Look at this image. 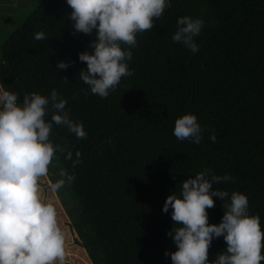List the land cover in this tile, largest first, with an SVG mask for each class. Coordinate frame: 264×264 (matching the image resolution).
I'll use <instances>...</instances> for the list:
<instances>
[{
    "label": "trees",
    "instance_id": "obj_1",
    "mask_svg": "<svg viewBox=\"0 0 264 264\" xmlns=\"http://www.w3.org/2000/svg\"><path fill=\"white\" fill-rule=\"evenodd\" d=\"M167 3L153 29L136 35L128 62L134 75L122 77L107 98L78 79L86 67L78 53L94 37L72 35L66 0H42L0 45V86L19 93L20 101L25 93L49 96L56 89L87 133L78 140L54 126L50 139L67 143L73 159L81 153L74 183L55 193L91 264H172L164 255L176 251L167 235L172 210L163 213V205L172 191L179 196L181 182L205 169L232 178L213 190L245 194L249 215L260 216L264 232V0ZM184 16L204 22L194 38L197 53L172 40ZM38 32L46 38L36 40ZM60 60L72 66L56 70ZM185 114L203 129L199 144L173 134ZM51 115L49 105L45 119ZM62 169L71 174L72 162L57 153L49 166L52 182ZM213 199L208 223L218 225L224 201ZM225 248L223 237L214 239L209 261Z\"/></svg>",
    "mask_w": 264,
    "mask_h": 264
},
{
    "label": "clouds",
    "instance_id": "obj_2",
    "mask_svg": "<svg viewBox=\"0 0 264 264\" xmlns=\"http://www.w3.org/2000/svg\"><path fill=\"white\" fill-rule=\"evenodd\" d=\"M72 9L68 20L73 21L72 35L82 33L94 37L78 59L86 67L78 79L88 86L91 94L107 98L115 91L121 78L134 75L128 62L137 45L136 35L153 29L155 20L168 7L167 0H66ZM204 22L184 16L177 21L172 36L192 53L199 51L194 38L199 36ZM38 41L46 38L44 32L34 34ZM91 49V52L88 50ZM74 63V62H73ZM72 66L62 60L56 70ZM63 80L67 81L66 78ZM68 82V81H67ZM87 96L88 92H84ZM20 94L0 86V264H65L66 235L58 223L57 209L41 193L46 189L40 181L49 174V166L59 153L72 162L71 174L65 169L61 179L50 182L47 190L58 192L76 179L74 169L82 163L81 153L67 143L54 144L52 129L64 127L78 140L87 138L82 122H74L66 110L67 100L56 89L49 96L39 93ZM51 106L50 120L45 117ZM203 129L193 114L175 120L174 136L179 141L199 144ZM213 143L216 136L210 137ZM228 175H211L205 169L181 182L179 196L172 191L162 212L171 209L173 226L167 235L173 241L175 252L164 253L172 264H261L264 261V232L260 216H250L245 194L214 189L225 183ZM213 197L224 201L222 221L209 225L207 209L215 207ZM223 237L226 248L209 261V248L214 239Z\"/></svg>",
    "mask_w": 264,
    "mask_h": 264
},
{
    "label": "rangeland",
    "instance_id": "obj_3",
    "mask_svg": "<svg viewBox=\"0 0 264 264\" xmlns=\"http://www.w3.org/2000/svg\"><path fill=\"white\" fill-rule=\"evenodd\" d=\"M41 1L42 0H0V45L20 26L24 19L39 6ZM59 173L60 171H56L53 174L59 177ZM50 182H52L50 180V173L47 177L41 179L40 183L46 189L41 195L48 202L53 203L57 209L58 223L66 235L65 248L67 255L65 264H91L85 249L79 243V239L71 226V221L66 215L64 207L59 203L56 193L47 190ZM68 195L69 194L66 192L65 196ZM73 203L75 206L77 205L76 201L71 197L68 204L71 205Z\"/></svg>",
    "mask_w": 264,
    "mask_h": 264
}]
</instances>
